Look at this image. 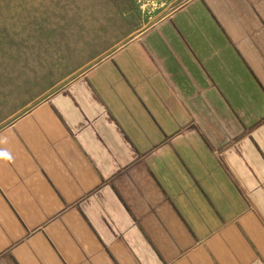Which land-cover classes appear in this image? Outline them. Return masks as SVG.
<instances>
[{
	"label": "crops",
	"instance_id": "1",
	"mask_svg": "<svg viewBox=\"0 0 264 264\" xmlns=\"http://www.w3.org/2000/svg\"><path fill=\"white\" fill-rule=\"evenodd\" d=\"M159 1L45 96L0 73V264H264V0Z\"/></svg>",
	"mask_w": 264,
	"mask_h": 264
},
{
	"label": "rangeland",
	"instance_id": "2",
	"mask_svg": "<svg viewBox=\"0 0 264 264\" xmlns=\"http://www.w3.org/2000/svg\"><path fill=\"white\" fill-rule=\"evenodd\" d=\"M159 5V0H0V73L40 75L45 96L78 74L75 54L84 70L150 24L147 11Z\"/></svg>",
	"mask_w": 264,
	"mask_h": 264
}]
</instances>
